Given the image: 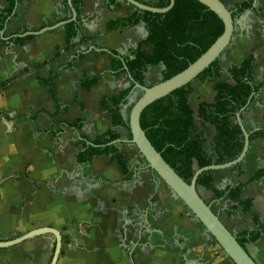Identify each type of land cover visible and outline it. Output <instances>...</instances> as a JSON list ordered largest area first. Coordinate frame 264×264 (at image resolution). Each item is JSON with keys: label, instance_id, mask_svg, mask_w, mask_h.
I'll list each match as a JSON object with an SVG mask.
<instances>
[{"label": "crops", "instance_id": "obj_1", "mask_svg": "<svg viewBox=\"0 0 264 264\" xmlns=\"http://www.w3.org/2000/svg\"><path fill=\"white\" fill-rule=\"evenodd\" d=\"M220 1L228 9L236 3ZM256 2L254 7L264 14V0ZM82 3L83 24L72 48H65L64 29L32 39L17 37L69 18L70 9L53 0H19L14 18L0 31V242L50 228L62 236L57 264H234L133 145L121 147L129 159L130 179H124L105 156L90 164L77 162L83 138L93 140L111 130L128 140L127 131L114 128L100 110L102 97L118 95L131 85L126 73L112 74L110 54L104 50L126 54L146 38L143 25L107 31L109 22L132 12L129 6L116 11L107 0ZM8 7L7 0H0V10ZM249 55L264 68V20L253 12L236 25L233 42L221 60L219 82L233 83L229 67ZM55 74L60 112L49 87L41 84ZM95 75H101L98 85L84 91L83 78ZM130 104L123 112L126 119ZM263 118L261 93L243 113L244 125L257 120L256 129ZM78 120L83 121L81 133L66 126ZM198 124L212 131L201 121ZM36 126L61 134H37ZM262 169L264 140H258L243 162L241 179L236 170H226L219 171L217 180L236 186ZM199 194L235 236L253 228L254 216L264 225V179L250 183L242 194L243 200L253 201L251 211H239L232 218L227 216L228 198L217 201L203 188ZM54 249L53 236L37 237L0 249V264H50ZM246 251L257 264H264V234Z\"/></svg>", "mask_w": 264, "mask_h": 264}, {"label": "trees", "instance_id": "obj_2", "mask_svg": "<svg viewBox=\"0 0 264 264\" xmlns=\"http://www.w3.org/2000/svg\"><path fill=\"white\" fill-rule=\"evenodd\" d=\"M53 1L61 3L64 9H69L68 0ZM107 1L116 11L126 5L120 0ZM134 1L157 9H165L170 5V0ZM174 1L173 8L166 14L144 12L127 5L132 10L127 17L108 23L109 32L134 29L139 25H143L146 32L145 40L129 49L126 54L109 51L114 76L124 74L127 69L134 83L146 87L149 70L162 66L161 81H167L196 62L222 36L224 32L222 20L207 7L196 0ZM7 2L9 7L0 10V31L14 18L13 12L19 0ZM72 5L78 18L64 28L66 49L76 45L83 24L80 18L82 0H72ZM229 11L235 23L247 11H252L259 19L264 20V14L253 6V0H236ZM68 19L67 17L65 21ZM221 60L215 61L196 79L201 84H215L213 100L202 101L193 108L190 104L194 94L191 83L153 103L141 115V128L152 146L188 184L198 169L224 165L235 161L241 155L244 148V133L238 124L237 115L249 102L252 104L257 95L264 93V68L259 66L254 55H249L241 63L229 67L228 73L233 83L219 82L222 77ZM58 77V74L52 75L41 84L49 87L55 109L60 112L62 108L54 87ZM100 79L101 75H95L90 79L85 77L81 87L89 92L98 85ZM134 83L118 95L102 97L99 103L101 112L111 120L112 126L127 131L128 140L131 139L129 121L123 112L131 103ZM198 121L210 127L211 137L207 136L206 129L199 126ZM66 126L81 133L83 121L78 120ZM258 129L256 131L246 128L250 133L249 151L255 141L264 140V118L263 125ZM36 131L37 134H61L60 131H43L38 126ZM121 138L119 133L111 130L93 140L83 138L77 149V162L81 165L90 164L95 157L105 156L110 164L118 167L124 179H130L129 159L122 151V145L116 143ZM236 172L238 179L244 176L243 163L237 166ZM218 173L219 171H209L200 175L197 188L211 192L217 201L228 198L229 218L234 217L239 211L243 214L249 213L253 201L243 200L242 194L250 183L264 179V169L257 171L247 182H239L236 186L230 180L224 184L219 183ZM251 222L253 225L251 230L236 236L237 242L245 250L247 245L256 243L264 234V225L259 216L252 217Z\"/></svg>", "mask_w": 264, "mask_h": 264}, {"label": "water", "instance_id": "obj_3", "mask_svg": "<svg viewBox=\"0 0 264 264\" xmlns=\"http://www.w3.org/2000/svg\"><path fill=\"white\" fill-rule=\"evenodd\" d=\"M126 5L132 6L135 9L153 14H166L173 8L175 1L170 0V5L165 9H157L140 4L134 0H120ZM210 11L215 13L223 22L224 32L215 43L193 64L186 70L177 74L167 81H161L154 86H141L133 82L131 75L127 69L125 73L130 83H134L132 96L135 91L141 92V97L134 102L128 117L130 127V140L120 139L116 143L125 145H133L141 156L144 158L147 166L159 177V179L171 190V192L185 205L190 213L205 227L209 235L215 240L217 245L228 256L234 264H257L248 252L240 246L237 242L236 236L233 235L221 222L220 218L212 211L211 207L201 198L199 188H197V180L200 175L209 171H226L236 169L237 166L244 162L250 148L249 131L246 130L243 123L242 114L245 112L249 104L237 115V121L244 133V148L241 155L233 162L220 165L210 166L198 169L188 184L182 180L176 172L163 160L161 155L155 150L145 132L141 128L140 119L141 115L146 108L153 103L168 97L173 92L186 87L187 85L196 81L206 69H208L215 61L222 59L224 53L228 50L233 42L235 35L236 25L245 16H248L252 11H247L236 23L232 19V14L229 9L220 0H196ZM254 0L253 6L256 5ZM70 9L69 19L62 21L50 27H45L39 31L26 32L22 35H17L20 38L30 36L38 37L43 34L64 29L65 26L74 22L78 18L72 0H68ZM10 44V39H5ZM106 53L109 51L104 50ZM259 130L258 128L255 129ZM91 144V143H89ZM51 235L55 238V249L50 264H57L62 249V236L61 234L50 228H42L31 231L17 239L0 242V249L12 248L31 239Z\"/></svg>", "mask_w": 264, "mask_h": 264}, {"label": "rangeland", "instance_id": "obj_4", "mask_svg": "<svg viewBox=\"0 0 264 264\" xmlns=\"http://www.w3.org/2000/svg\"><path fill=\"white\" fill-rule=\"evenodd\" d=\"M225 55V53H224ZM163 70V67L162 66H159L157 68H152L151 70H149L150 72H148V79H147V84L148 86H154L158 83L161 82L162 80V76H161V72ZM214 84H209V85H203L201 83H199L198 81H194L193 82V88H194V94L190 100V104L193 108H196L199 101H202L203 99L204 100H207V101H211L213 95H214V87H213ZM141 97V92L140 91H135L134 92V95L132 96V100H131V104H130V107H129V113H130V110L134 104V102H136L139 98ZM255 122L253 123V125H248V130H251V128H254L256 126H259L258 124V121L257 120H254ZM260 123H262L260 121ZM249 126L250 129H249ZM259 128V127H258ZM207 131V136L208 137H211L212 135V131L210 130H206ZM145 161V160H144ZM236 169H230V173L235 171ZM224 175V174H223Z\"/></svg>", "mask_w": 264, "mask_h": 264}]
</instances>
